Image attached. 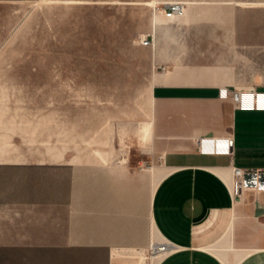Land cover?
<instances>
[{
	"label": "crops",
	"instance_id": "obj_1",
	"mask_svg": "<svg viewBox=\"0 0 264 264\" xmlns=\"http://www.w3.org/2000/svg\"><path fill=\"white\" fill-rule=\"evenodd\" d=\"M156 25L150 22L154 44L146 46L154 66L151 107L139 122L142 145L135 156L147 167L134 163L126 142L83 145L90 154L69 159L68 147L53 144L48 149L58 153L51 160L66 165L58 170L61 190L4 192L5 252L58 250L63 259L67 253L62 263L70 264V253L83 247L98 250L102 264H155L152 245L166 243L156 264H226L220 255L228 264H264V191L244 190L234 200L228 189L232 167L264 169V111L238 109L230 97H221V87L245 86L219 68L183 62L188 49L181 34L157 31ZM29 133L39 134L37 128ZM205 135H231L232 154L201 152L198 138ZM5 136L0 164L28 163L22 146ZM156 166L166 170L158 185ZM226 235L230 245L222 248Z\"/></svg>",
	"mask_w": 264,
	"mask_h": 264
},
{
	"label": "rangeland",
	"instance_id": "obj_2",
	"mask_svg": "<svg viewBox=\"0 0 264 264\" xmlns=\"http://www.w3.org/2000/svg\"><path fill=\"white\" fill-rule=\"evenodd\" d=\"M172 1L184 3L187 14L167 17L164 5ZM153 14L157 31L181 34L186 64L219 68L245 88L264 86V0H0V144L10 134L28 162L0 164V206L6 191L61 190L58 170L66 165L51 160L53 144L68 147L69 159L89 155L83 145L126 142L141 166L137 131L151 107L154 69L142 39L154 37ZM7 88L10 99L2 95ZM35 128L37 137L29 133ZM62 255L0 247V264H67ZM102 258L83 247L69 257L70 264Z\"/></svg>",
	"mask_w": 264,
	"mask_h": 264
},
{
	"label": "built area",
	"instance_id": "obj_3",
	"mask_svg": "<svg viewBox=\"0 0 264 264\" xmlns=\"http://www.w3.org/2000/svg\"><path fill=\"white\" fill-rule=\"evenodd\" d=\"M167 17L175 18L185 12V4L180 1H172L164 5ZM154 43L152 35H146L142 39L143 45ZM221 97H230L235 106L242 110L264 111V90L256 87H230L220 88ZM201 152L206 154H232L234 138L231 135L213 136L205 135L198 138ZM229 192L234 200L238 199L244 190L264 191V169L232 167V176L228 182ZM168 244L162 243L157 249L152 245L150 254L156 250H165Z\"/></svg>",
	"mask_w": 264,
	"mask_h": 264
},
{
	"label": "bare ground",
	"instance_id": "obj_4",
	"mask_svg": "<svg viewBox=\"0 0 264 264\" xmlns=\"http://www.w3.org/2000/svg\"><path fill=\"white\" fill-rule=\"evenodd\" d=\"M156 13V12H155ZM187 14V7L185 8V12H184V14L183 15H181V16H177V17H183V16H185ZM150 22L152 23V26H153V23H155V19H154V14L151 16V18H150ZM150 86V85H149ZM2 93H3V96H4V98H6V99H10L11 97H12V95H11V88H7L5 91H2ZM36 136V135H35ZM3 143H6L7 144V141L6 142H4L3 141ZM3 146V145H2ZM0 148H1V145H0ZM125 153H126V150H125ZM154 171L156 172V184L158 185L159 184V182H160V180L163 178V176L165 175V173H166V170L164 171V169L163 168H161L160 166H156L155 167V169H154ZM228 237H227V235L224 237V240H223V244H221V247L222 248H226V247H228L229 245H230V243L228 242ZM157 240H159V239H157ZM222 242V241H221ZM159 246V245H158ZM158 246H155V248L154 249H157L158 248ZM229 250V249H228ZM165 251H166V249L165 250H156V252L155 253H152V255H156L155 257H157L156 259H155V264L161 259V257H162V253H165ZM223 254V253H222ZM225 255V254H224ZM221 256V258L224 260V262L226 263V264H228V262L226 261V258L224 257V256H222V255H220Z\"/></svg>",
	"mask_w": 264,
	"mask_h": 264
}]
</instances>
